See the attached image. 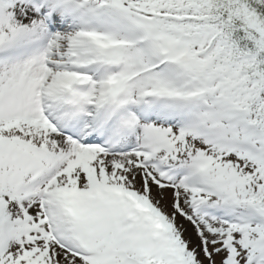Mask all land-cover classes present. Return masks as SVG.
I'll use <instances>...</instances> for the list:
<instances>
[{
    "label": "snow or ice",
    "instance_id": "obj_1",
    "mask_svg": "<svg viewBox=\"0 0 264 264\" xmlns=\"http://www.w3.org/2000/svg\"><path fill=\"white\" fill-rule=\"evenodd\" d=\"M0 264H264V0H0Z\"/></svg>",
    "mask_w": 264,
    "mask_h": 264
}]
</instances>
